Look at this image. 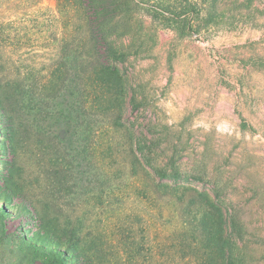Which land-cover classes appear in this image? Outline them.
<instances>
[{
	"label": "rangeland",
	"instance_id": "obj_1",
	"mask_svg": "<svg viewBox=\"0 0 264 264\" xmlns=\"http://www.w3.org/2000/svg\"><path fill=\"white\" fill-rule=\"evenodd\" d=\"M136 2L135 15L110 25L127 54L124 92L141 102L129 134L150 124L168 156L176 142L181 184L236 211L248 230L240 264H264V0ZM147 6L198 12L204 29L176 32ZM76 10L70 0H0V264H60L58 252L64 264H187L173 195L112 163L106 148L122 132L104 125L90 82L73 114L74 82L50 90L60 58L69 69L75 60L62 45ZM31 203L48 233L20 211Z\"/></svg>",
	"mask_w": 264,
	"mask_h": 264
},
{
	"label": "trees",
	"instance_id": "obj_2",
	"mask_svg": "<svg viewBox=\"0 0 264 264\" xmlns=\"http://www.w3.org/2000/svg\"><path fill=\"white\" fill-rule=\"evenodd\" d=\"M70 1L78 9L75 16L78 17L79 24L73 27L74 37L70 41L64 40L62 48L68 53L70 47V53L75 55V60L69 69L63 62L64 56L60 58L62 60L60 65L58 63L60 70L53 73L50 90L59 94L68 81L74 82L78 97L71 105L74 107L70 111L73 114L78 109L76 103L83 97V81L90 82V87L94 89L97 110L103 116L104 125L116 133L122 132V137L112 139L106 148V153L113 160L112 163L132 177L143 180L155 195L161 194V188H166L167 193L173 195L171 198L177 204L176 210L183 224L181 247L183 250L188 249L189 252L184 257L187 264H240L235 251L242 248L240 244L244 243L243 237L248 230L240 223L237 212L230 213L218 195H211L210 190L197 191L190 189L189 185L181 184L180 180L183 181L187 177H184L178 163L176 142L166 143L173 151L168 156L165 154L166 148L163 146L162 138L155 139L150 136V124H140L132 134H129L134 127L128 118L129 114L139 110L141 102L124 92L128 80L124 77L121 66L125 63L127 54L116 48L112 38L114 31H111L110 25L117 20L120 22L122 19L132 17L136 13L134 7H140L142 4L136 0ZM247 1L235 0L240 6L248 3ZM146 8L154 11L156 9L153 6ZM155 14L175 20L174 30L181 34H199L204 29L195 16L198 12L193 10L187 12L185 9L170 13L155 11ZM76 39L78 42H75ZM4 122L8 123L10 129L13 128L12 116L4 114ZM12 141L11 138L8 139L10 148ZM20 211L31 214L32 221L38 222L40 230L48 233V225L45 224L47 221L43 220L40 212L44 215L45 213L37 204L31 203L29 207L20 206ZM6 213L7 210L2 208L0 219L4 218ZM5 239L2 237L1 241ZM57 241L60 247H70L69 242L61 241L59 237ZM248 243L246 241L245 244ZM192 248L196 250L191 251ZM200 251L202 253L198 255ZM57 254H60L58 262L64 264V254L60 252Z\"/></svg>",
	"mask_w": 264,
	"mask_h": 264
}]
</instances>
